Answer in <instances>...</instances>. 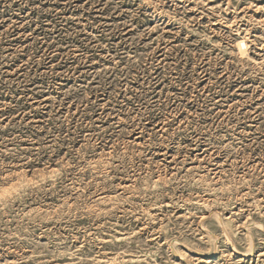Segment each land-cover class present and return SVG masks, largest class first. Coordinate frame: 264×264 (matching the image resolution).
Wrapping results in <instances>:
<instances>
[{
  "label": "rangeland",
  "instance_id": "rangeland-1",
  "mask_svg": "<svg viewBox=\"0 0 264 264\" xmlns=\"http://www.w3.org/2000/svg\"><path fill=\"white\" fill-rule=\"evenodd\" d=\"M0 264H264V0H0Z\"/></svg>",
  "mask_w": 264,
  "mask_h": 264
},
{
  "label": "bare ground",
  "instance_id": "bare-ground-1",
  "mask_svg": "<svg viewBox=\"0 0 264 264\" xmlns=\"http://www.w3.org/2000/svg\"><path fill=\"white\" fill-rule=\"evenodd\" d=\"M223 233V232H222ZM228 235V234H227ZM251 238V237H250ZM251 246V245H250ZM252 247V246H251ZM251 254V253H250Z\"/></svg>",
  "mask_w": 264,
  "mask_h": 264
}]
</instances>
